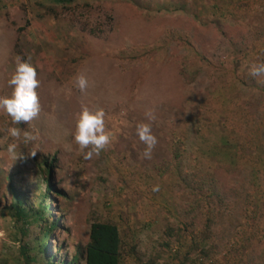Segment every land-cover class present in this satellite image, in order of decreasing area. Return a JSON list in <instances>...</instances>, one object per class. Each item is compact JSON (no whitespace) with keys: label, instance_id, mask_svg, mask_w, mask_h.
<instances>
[{"label":"rangeland","instance_id":"rangeland-1","mask_svg":"<svg viewBox=\"0 0 264 264\" xmlns=\"http://www.w3.org/2000/svg\"><path fill=\"white\" fill-rule=\"evenodd\" d=\"M17 58L37 70L40 113L14 125L0 110V264L70 260L93 221L117 224L122 264H181L203 230L205 264L264 253V78L250 73L264 60V0H0V97ZM82 106L103 108L112 133L91 160L73 140ZM138 123L157 137L151 159ZM24 131L37 139L23 143ZM13 142L30 157L13 163ZM49 157L60 193L40 226L11 205L22 193L26 212L38 207ZM51 218L60 228L43 254Z\"/></svg>","mask_w":264,"mask_h":264},{"label":"clouds","instance_id":"clouds-1","mask_svg":"<svg viewBox=\"0 0 264 264\" xmlns=\"http://www.w3.org/2000/svg\"><path fill=\"white\" fill-rule=\"evenodd\" d=\"M250 73L254 77L264 78V60H257L250 68ZM37 79V70L32 65L30 58H17L14 73L8 80V85L12 91L9 96L0 97V110H3L14 125L29 123L40 113V101L37 89L39 87ZM89 86V80L83 73L77 74L74 79V87L80 92H85ZM105 111L103 108L90 109L82 106L81 111L75 121L73 140L79 146L85 160H91L92 157L99 156L107 145L111 143L112 133L106 130ZM147 120L154 121L156 115L154 111L148 110L145 113ZM10 137L19 140L21 138V129L11 127L8 129ZM136 135L146 146L143 151L145 159H151L152 150L158 143L157 137L152 132L150 123H138L136 126ZM37 139V136L31 132H23V143H28ZM9 159L16 163L25 161L28 154L18 151V144L13 142L7 145L6 149ZM31 155H35L32 153ZM159 185H154L153 192L159 191Z\"/></svg>","mask_w":264,"mask_h":264},{"label":"trees","instance_id":"trees-1","mask_svg":"<svg viewBox=\"0 0 264 264\" xmlns=\"http://www.w3.org/2000/svg\"><path fill=\"white\" fill-rule=\"evenodd\" d=\"M62 1L64 2L68 0ZM54 160V157H49L43 159L41 162V167H43L41 172L45 175L42 182L45 185V188L44 193L40 196L38 207L36 209L31 208L26 212L24 205L26 201L25 196H22V193H20V195L13 194L15 203L11 205V208H14L15 213L20 217H30L31 222L35 225L41 226L44 222V213H46L48 204H51L52 201H54L51 194L60 193L52 183L51 168ZM52 204L53 206L56 205L55 202ZM222 205L223 203L221 206ZM57 223L56 218H51L49 225L47 227L43 226V234L40 238L39 245H37L39 252L46 254L44 250L46 242L48 240H53L54 231L60 228ZM208 237H210V234L204 230L199 232L196 231V234L190 233V243L185 246L187 247V251L181 257V264H205L209 259L211 252H213L212 243H209V245L206 243V239H209ZM183 244L184 238L181 233V245L183 246ZM121 250L122 239L117 224L112 221H93L89 227L87 243L84 246L78 247L75 255L72 256L70 260H63L61 264H122L123 257ZM263 254L262 251L259 257L257 259L255 258L254 261L250 260L249 264L252 262V264H261L260 260L263 258ZM155 264L157 263L155 262ZM233 264L238 263L237 261H233Z\"/></svg>","mask_w":264,"mask_h":264}]
</instances>
